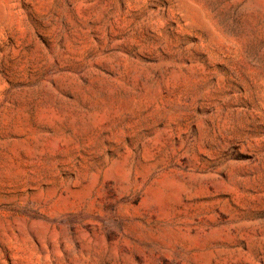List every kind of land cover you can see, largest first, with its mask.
Returning <instances> with one entry per match:
<instances>
[{"label": "rangeland", "instance_id": "1", "mask_svg": "<svg viewBox=\"0 0 264 264\" xmlns=\"http://www.w3.org/2000/svg\"><path fill=\"white\" fill-rule=\"evenodd\" d=\"M0 264H264V0H0Z\"/></svg>", "mask_w": 264, "mask_h": 264}]
</instances>
